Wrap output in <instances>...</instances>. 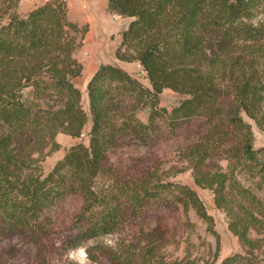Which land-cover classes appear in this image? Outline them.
I'll list each match as a JSON object with an SVG mask.
<instances>
[{
	"label": "trees",
	"instance_id": "1",
	"mask_svg": "<svg viewBox=\"0 0 264 264\" xmlns=\"http://www.w3.org/2000/svg\"><path fill=\"white\" fill-rule=\"evenodd\" d=\"M106 11L130 19L114 57L135 63L148 88L101 64L85 85L87 114L72 82L82 70L73 52L83 30L65 7L50 0L0 25V229L39 234L44 211L75 192L82 200L75 247L116 232L127 208L160 197L211 226L188 187L149 177L118 183L103 164L122 137L143 140L157 119L171 130L201 119L205 132L183 159L242 249L219 264H264V148L253 149L242 118L264 131V0H106ZM163 90L184 98L167 111ZM87 121V144L70 145L42 174L35 156L56 151L57 134L80 138ZM144 256L123 245L113 252L118 264H148Z\"/></svg>",
	"mask_w": 264,
	"mask_h": 264
},
{
	"label": "rangeland",
	"instance_id": "2",
	"mask_svg": "<svg viewBox=\"0 0 264 264\" xmlns=\"http://www.w3.org/2000/svg\"><path fill=\"white\" fill-rule=\"evenodd\" d=\"M37 2L26 0L19 6L18 0H0V25H4L12 14L24 16L30 11L28 8ZM80 28L83 32L80 30L81 33L77 35L73 58L85 32L83 27ZM123 63V69L119 68L127 70L143 87L148 88L141 69L134 63ZM24 92L27 95L28 89ZM79 92L81 109L87 114L85 88ZM183 98L163 90L159 96V106L170 111ZM229 102L224 99L222 108L227 109ZM136 117L142 123L147 122L146 112H137ZM242 118L250 125L253 149L264 148V131H259L244 116ZM88 127L89 121L78 139L57 134L54 137L57 150L50 152V146H47L35 156L41 161L42 174L50 171L70 145L87 144ZM204 132L205 124L201 119L185 122L173 130L157 119L151 129L145 132L143 140L135 136L122 137L119 144L108 151L103 164L107 169L105 177L118 183L149 177L152 181L188 187L195 192L206 214L211 217V226L199 219L192 209L188 208L184 213L179 204H172L168 198L160 197L147 201L137 212L127 208L116 232L75 247V239L82 228L77 219L82 200L80 194L75 192L61 197L44 211L45 228L39 234L33 235L18 229H0V264H118L113 259V252L121 245L130 251L145 254L148 264H159L161 261L219 264L224 258L241 253L236 237L227 229L226 218L214 208L211 194L194 185L192 173L183 159V151L197 142Z\"/></svg>",
	"mask_w": 264,
	"mask_h": 264
},
{
	"label": "crops",
	"instance_id": "3",
	"mask_svg": "<svg viewBox=\"0 0 264 264\" xmlns=\"http://www.w3.org/2000/svg\"><path fill=\"white\" fill-rule=\"evenodd\" d=\"M85 1L86 10L80 9L78 3L66 6L67 19L85 29L81 46L74 54V58L82 67L81 74L73 79V84L79 90L85 88L87 80L101 64L116 65L123 69L122 65L125 63L115 59L114 51L120 43V32L130 21L127 18H113L106 11V0ZM37 5L38 2L28 10Z\"/></svg>",
	"mask_w": 264,
	"mask_h": 264
},
{
	"label": "built area",
	"instance_id": "4",
	"mask_svg": "<svg viewBox=\"0 0 264 264\" xmlns=\"http://www.w3.org/2000/svg\"><path fill=\"white\" fill-rule=\"evenodd\" d=\"M26 0H18V5L20 6ZM39 4L50 0H37ZM61 3L63 6H67L71 3H78L80 9L85 10L87 8V2L85 0H56ZM114 18V15L112 16Z\"/></svg>",
	"mask_w": 264,
	"mask_h": 264
}]
</instances>
